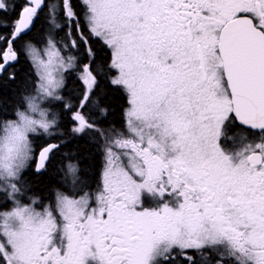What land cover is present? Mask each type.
Returning <instances> with one entry per match:
<instances>
[{
  "label": "snow or ice",
  "instance_id": "snow-or-ice-1",
  "mask_svg": "<svg viewBox=\"0 0 264 264\" xmlns=\"http://www.w3.org/2000/svg\"><path fill=\"white\" fill-rule=\"evenodd\" d=\"M0 264H264V0H0Z\"/></svg>",
  "mask_w": 264,
  "mask_h": 264
},
{
  "label": "trees",
  "instance_id": "trees-1",
  "mask_svg": "<svg viewBox=\"0 0 264 264\" xmlns=\"http://www.w3.org/2000/svg\"><path fill=\"white\" fill-rule=\"evenodd\" d=\"M27 69V64H24L21 68V71H25ZM72 93L77 94L78 93V89H76L75 87L72 88ZM9 104H11V100L8 101ZM117 103L118 102H114L113 107L115 109V111L113 112V114L108 118L110 122H116V125H119V121L121 119L120 116V112L119 109L117 107ZM73 149H75L76 145L73 144L71 146ZM80 151L82 152V159L87 158V163L82 165V167L88 172V174L90 176L95 175L96 172H98L99 170V166H100V160H99V156L95 155V153L93 151H91V146L90 145H86L84 141L80 142ZM61 159V155L58 154L55 159L52 161V169L50 170V174L52 176L56 175V169L60 167V161ZM49 184V180L45 179L43 182L42 187H45ZM53 187H55L56 185L53 183L52 184ZM44 196L48 195V191L45 190L43 192Z\"/></svg>",
  "mask_w": 264,
  "mask_h": 264
},
{
  "label": "flooded vegetation",
  "instance_id": "flooded-vegetation-1",
  "mask_svg": "<svg viewBox=\"0 0 264 264\" xmlns=\"http://www.w3.org/2000/svg\"><path fill=\"white\" fill-rule=\"evenodd\" d=\"M75 87L76 89H79V83L76 81L75 77L74 76H71L68 78V81H67V85H66V90L64 92V94L69 97V98H73L75 97L77 94L75 93H72V88ZM117 127H119V125H117ZM55 159V158H54ZM53 159V160H54ZM100 160V158H99ZM101 163V161H100ZM100 167V166H99ZM99 171V170H98Z\"/></svg>",
  "mask_w": 264,
  "mask_h": 264
}]
</instances>
